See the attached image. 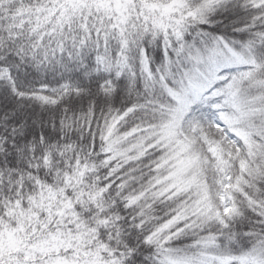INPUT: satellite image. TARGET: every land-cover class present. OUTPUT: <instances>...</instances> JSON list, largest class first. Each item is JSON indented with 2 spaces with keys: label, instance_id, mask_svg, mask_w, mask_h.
<instances>
[{
  "label": "snow or ice",
  "instance_id": "obj_1",
  "mask_svg": "<svg viewBox=\"0 0 264 264\" xmlns=\"http://www.w3.org/2000/svg\"><path fill=\"white\" fill-rule=\"evenodd\" d=\"M0 264H264V0H0Z\"/></svg>",
  "mask_w": 264,
  "mask_h": 264
}]
</instances>
